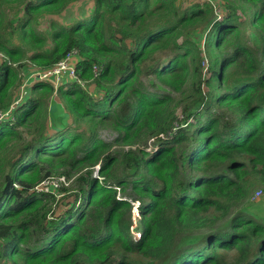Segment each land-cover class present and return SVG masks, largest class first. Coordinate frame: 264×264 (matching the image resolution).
Wrapping results in <instances>:
<instances>
[{
  "label": "trees",
  "instance_id": "16d2710c",
  "mask_svg": "<svg viewBox=\"0 0 264 264\" xmlns=\"http://www.w3.org/2000/svg\"><path fill=\"white\" fill-rule=\"evenodd\" d=\"M79 1L0 0V109L83 82L0 123V264H264V0Z\"/></svg>",
  "mask_w": 264,
  "mask_h": 264
},
{
  "label": "built area",
  "instance_id": "2783aa9c",
  "mask_svg": "<svg viewBox=\"0 0 264 264\" xmlns=\"http://www.w3.org/2000/svg\"><path fill=\"white\" fill-rule=\"evenodd\" d=\"M79 58L80 57L78 54V50L76 48H71L66 52L64 57L60 61H58L54 66L48 69H34L32 73L29 74L28 78L31 77L32 79L35 80H48L52 82L55 86H57L60 80L64 76H69L77 80L79 83L83 84V82L77 78V74H76V63ZM97 69H98L97 66L93 67L94 72H96ZM27 83H28L27 78H25L22 84L20 85L13 102L7 108L0 109V123L11 117L13 109L16 107L18 102L22 100L23 96L27 93ZM51 180L52 181L46 180L45 182H43V184L53 185L54 187L59 186V185L57 186L56 182L53 181L57 179H51ZM257 195L258 192L256 191L252 199H255Z\"/></svg>",
  "mask_w": 264,
  "mask_h": 264
},
{
  "label": "rangeland",
  "instance_id": "374dc122",
  "mask_svg": "<svg viewBox=\"0 0 264 264\" xmlns=\"http://www.w3.org/2000/svg\"><path fill=\"white\" fill-rule=\"evenodd\" d=\"M207 0H177V4H179L181 7H185V6H188L189 3H192V2H206ZM88 4V6H87ZM92 3L91 2H88V0H85V1H79L77 3H74L72 4L66 11H63L62 12V15L60 16H55V15H52L51 17L57 19V20H60V21H63L64 23L66 24H69L73 21V19L75 18H80L84 15H87L89 13V9L91 6ZM214 12L217 13L218 12V9L215 8L214 9ZM42 28V26H41ZM2 57V55L0 54V58ZM206 63V61H204ZM28 66H31V65H28ZM30 73H26L24 78H27L29 76ZM30 80H32V78L30 77ZM27 94V93H26ZM24 96L23 100H25L26 98V95ZM54 99H56V96L54 95ZM228 117H232V114H229ZM101 136L107 140H111L112 138V134L109 133V131L107 130H103L101 131ZM49 181H52V180H49ZM56 182L57 186L60 184V182L58 180H53ZM257 189L254 191V194L255 192L257 191L258 192V195L255 197L256 200H254L256 202V207H252L251 209V212L252 213H261L263 210H264V191L261 190V187H256ZM253 194V195H254ZM65 202V200L63 201V203ZM62 204V203H61ZM261 207V212H260V208ZM139 232V231H138Z\"/></svg>",
  "mask_w": 264,
  "mask_h": 264
},
{
  "label": "clouds",
  "instance_id": "9594fccd",
  "mask_svg": "<svg viewBox=\"0 0 264 264\" xmlns=\"http://www.w3.org/2000/svg\"><path fill=\"white\" fill-rule=\"evenodd\" d=\"M83 1H85V0H83ZM88 1H91L92 2V4H93V1L92 0H88ZM203 1V0H202ZM207 1H210V2H212V4L214 3V1L215 0H207ZM89 7H91V6H89ZM67 10V9H66ZM66 10H64V11H66ZM34 70V68L31 70V72H30V74L32 73V71ZM25 79V78H24ZM23 79V80H24ZM34 81H38V80H35V79H32V80H30V78H28L27 77V94H29L30 92H29V85L30 84H32ZM23 82V81H22ZM54 85V84H53ZM55 86V85H54ZM56 87V86H55ZM19 89V88H18ZM18 89H17V91H18ZM17 91H16V94H17ZM16 94H15V96H16ZM26 94V95H27ZM15 96H14V98H13V100L15 99ZM25 96V95H24ZM24 96H23V98H24ZM23 98H22V100L21 101H19L18 102V104L16 105V107L13 109V111L12 112H14V110L19 106V104L23 101ZM13 100H12V102H13ZM11 102V103H12ZM10 103V104H11ZM9 104V105H10ZM5 121V120H4ZM3 122V121H2ZM98 168H99V166L97 165L96 166V169H95V171H94V176L95 177H97L100 181L102 180V178L98 175V173H97V170H98ZM63 180V179H62ZM59 181H61V179H59ZM45 182V181H44ZM41 185H44L43 184V182L41 183ZM47 185V184H46ZM53 186V185H52ZM113 188L114 189H116V191H117V198L118 199H122V200H128L131 204H132V206H133V208H132V218H133V224H134V226H136V221H137V219H139L140 218V212H139V206H140V201L139 200H135V201H131L130 200V198H128V197H126V196H123L121 193H120V188L118 187V186H113ZM254 200H256V199H252V201H254ZM139 230H133L132 232H133V236L136 238V239H138V238H140V231L138 232Z\"/></svg>",
  "mask_w": 264,
  "mask_h": 264
},
{
  "label": "crops",
  "instance_id": "0c3cea01",
  "mask_svg": "<svg viewBox=\"0 0 264 264\" xmlns=\"http://www.w3.org/2000/svg\"><path fill=\"white\" fill-rule=\"evenodd\" d=\"M88 2H91V1H88ZM87 6H88V4H87ZM49 106H50V110H51V112H53V114L57 115V113H58L60 117L64 116V111L62 110L61 105L58 103L57 99L51 98ZM55 120H57V117H55Z\"/></svg>",
  "mask_w": 264,
  "mask_h": 264
}]
</instances>
